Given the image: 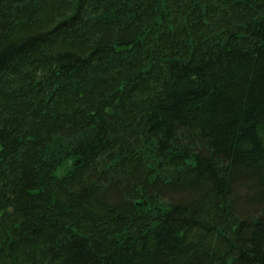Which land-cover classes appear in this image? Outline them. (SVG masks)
I'll list each match as a JSON object with an SVG mask.
<instances>
[{
  "label": "trees",
  "instance_id": "16d2710c",
  "mask_svg": "<svg viewBox=\"0 0 264 264\" xmlns=\"http://www.w3.org/2000/svg\"><path fill=\"white\" fill-rule=\"evenodd\" d=\"M0 264H264V0H0Z\"/></svg>",
  "mask_w": 264,
  "mask_h": 264
}]
</instances>
